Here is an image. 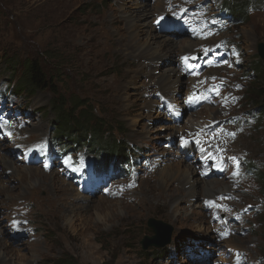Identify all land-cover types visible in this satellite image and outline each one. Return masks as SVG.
<instances>
[{"label":"rangeland","instance_id":"obj_1","mask_svg":"<svg viewBox=\"0 0 264 264\" xmlns=\"http://www.w3.org/2000/svg\"><path fill=\"white\" fill-rule=\"evenodd\" d=\"M57 1L0 0V56L6 53L0 58V119L8 126L0 130V156L7 162L0 160V185L10 187L0 194V264H52L63 255L78 264H264V117L252 100L250 69L264 43V6L251 8L246 21L235 24L220 10L221 0ZM138 4L148 10L138 23L150 22L158 36L150 56L114 38L107 51L94 55L89 30L94 32L96 21L115 13L123 19L113 26L122 31ZM78 37L86 40V51L76 45ZM163 39L172 44L164 46ZM184 41L194 48L183 49ZM13 54V80L21 75V60L34 58L54 76L51 90L57 94L50 87L32 96L5 91ZM169 58L173 80L178 78L174 90L164 85ZM140 65L145 74L129 81ZM70 95L84 103L77 113L88 114L85 103L90 105L111 132L102 138L107 146H92L97 153L81 149L79 158L54 159L56 164L43 158L42 147L32 149L39 138L54 136L51 100ZM41 107L43 115L36 112ZM119 136L126 154H135L130 173L123 166L102 181L84 178L89 171L81 175L79 169ZM177 166H196L189 184L171 175ZM16 167L31 170L21 183L5 172ZM41 173L61 175L54 176L61 184H39ZM205 179L223 182L207 193ZM171 190L176 194L169 200ZM149 218L172 227L162 259L141 253L142 238L154 235L146 227Z\"/></svg>","mask_w":264,"mask_h":264},{"label":"trees","instance_id":"obj_2","mask_svg":"<svg viewBox=\"0 0 264 264\" xmlns=\"http://www.w3.org/2000/svg\"><path fill=\"white\" fill-rule=\"evenodd\" d=\"M263 5L264 0H223V6L230 18L239 23L246 21L247 13L251 7L259 8ZM5 54L0 56V58H4ZM14 55L15 54L10 56V63H8L7 66L8 69L13 71V74L10 71L11 76L8 77L12 92H15L17 95L32 96L36 91L45 89L49 90L50 87L52 95L55 96V94H57V91L51 90L54 76L46 74L43 67L34 58H24L21 60V75L18 79L13 80L12 77L16 71L15 65L17 64ZM46 57L48 56L45 55L44 58ZM256 59L257 60L252 65L253 69L250 68L253 71V87L251 94L253 98L252 100L255 102L256 111L259 116L264 117V61L259 59V57ZM58 97L56 100H51L47 106L48 111L54 115V120L52 122L54 125V134L57 133L58 135L56 136L63 140H67V142L70 143V146L72 144H84L91 152H97V150H95L97 144H102L103 147L107 146L105 144V142H107L106 139L102 138L105 132L110 131V126L104 121V119L96 117L93 114L92 107L86 105V103L84 110H88V114L82 115V111L81 113H77V109L84 106L82 99H80V101L77 96L70 95L66 101H61ZM45 109L46 107L38 108L36 112L39 111L43 113V110ZM91 119H94V123L89 124L88 120L90 121ZM104 124L105 127L103 126ZM118 128L121 127L119 126ZM92 146L95 148H92ZM109 148L110 150H107V152L98 151L99 154L97 155V158L101 159L99 161V167L101 169L107 167V163H109L108 165L111 167L118 168V164L127 160V146L124 138H119V140L112 138L111 146ZM117 161L121 162L118 163ZM263 177V173H260L261 185L264 184ZM166 252L167 250L165 247L155 249L150 248L149 253L148 251H141V253L146 255L150 254L152 257H158L159 259L166 256ZM62 257L53 261L52 264H78L72 256L63 255Z\"/></svg>","mask_w":264,"mask_h":264},{"label":"bare ground","instance_id":"obj_3","mask_svg":"<svg viewBox=\"0 0 264 264\" xmlns=\"http://www.w3.org/2000/svg\"><path fill=\"white\" fill-rule=\"evenodd\" d=\"M63 1H65V2H72L73 0H62V2ZM58 3H60V1L58 0L57 1ZM57 3V4H58ZM60 5V4H59ZM155 6V5H154ZM148 7H151V5L150 6H148ZM62 8V7H61ZM136 8V10L135 11H133L132 10V12H130V15H129V20L128 21H126V23L124 24V25H122L123 27H122V31H121V29L120 28H116V27H114L113 26V24L114 23H117V22H119L120 20H122L123 19V17L121 16V17H118L115 13H113V14H111L112 16L111 17H108V16H103L102 15V17H100L99 18V20H97L96 22L98 23V25L96 24V22H94L96 25H97V28L94 30V32H92L91 30H89V32L91 33V38L93 39V42L95 41V45H94V47H93V49L95 48V51L93 52L94 53V55L96 54V55H98V54H100V53H103L104 51H107V48L110 46V44L108 43V40L110 39V38H114L115 39V41L118 39V41L120 42V41H124V40H126L127 42H128V44H130V45H132L133 47L134 46H138V50H141V51H144V50H146L147 52H148V50H149V48H150V46H153V44H154V41H155V39L158 37L157 36V34L156 35H154L153 34V32H151L152 30H153V27L151 26V24H150V22L149 23H147V21H143L141 24H139L138 23V21L140 20H144L145 19V16L146 15H148L147 13H148V10H147V6L146 5H143V4H138V6L137 7H135ZM151 9V8H150ZM65 10V9H64ZM162 10V9H161ZM154 11V10H153ZM160 12V11H159ZM59 14V13H58ZM129 14V13H128ZM60 16V15H59ZM126 16V15H125ZM61 19V18H60ZM59 19V20H60ZM125 20V19H124ZM94 26V25H93ZM86 30H88V29H86ZM155 30V29H154ZM85 31V30H84ZM128 32V34H127V32ZM145 35V38H144V42H143V38L141 37L142 35ZM89 35V34H88ZM79 36V35H78ZM77 37V36H76ZM160 37V36H159ZM203 38V37H202ZM88 39V38H87ZM95 39V40H94ZM207 39V38H206ZM198 40H200V39H198ZM204 40V39H203ZM163 41H164V43H163V45L164 46H169V45H171L172 44V40L171 39H163ZM160 42V41H159ZM191 42V41H190ZM147 43V46H145V47H143V45L144 44H146ZM189 42H186V41H184L183 42V44L181 43V46L183 47V49H184V47L185 48H189V49H191V48H194V44L193 45H189V44H191V43H189ZM193 43V42H192ZM76 45L78 46V47H82L85 51H86V48H87V45H86V40H84L83 39V37H78V39H77V42H76ZM117 45V44H116ZM197 45V44H196ZM195 45V46H196ZM76 46V47H77ZM129 46V45H128ZM113 47V46H112ZM122 48H124V47H122ZM161 48V47H160ZM115 50V49H114ZM88 51V50H87ZM186 51V50H185ZM189 51H191V50H189ZM84 52V51H83ZM147 52H143V53H147ZM187 52V51H186ZM143 53H141V54H143ZM149 53V52H148ZM147 53V54H148ZM156 53V52H155ZM166 53V52H165ZM143 56V55H142ZM145 56H147V55H145ZM145 56H143V57H145ZM149 56H150V53H149ZM100 57V56H99ZM153 57V56H152ZM170 58H172V57H170ZM168 59V61H167V64H166V71L164 72V74H165V79H166V84H168V85H166V84H164L165 86H167V87H169V85H172V89L174 90L175 89V87H177V86H174V85H176L177 83H178V78L176 79V78H174L175 80H173V77H174V73H173V70H172V67H171V64L173 63V61H172V59ZM93 64V63H92ZM141 66V65H140ZM149 68V67H148ZM145 69H147V68H145ZM145 69H143L142 68V66L141 67H137V69H136V72H134V76H131L130 77V79H129V81H131V80H133V77H135V75L138 73V74H140V73H142V74H145V72L146 71H144ZM144 72V73H143ZM150 72V71H149ZM172 72V73H171ZM175 72V71H174ZM177 72V71H176ZM216 72V71H215ZM152 73V72H151ZM151 73H150V75H151ZM147 74V73H146ZM173 74V75H172ZM128 75V74H127ZM130 75H132V73L130 74ZM172 75V76H171ZM213 75V74H212ZM161 79H163V77L161 78ZM169 79H172V83L169 81ZM126 81V80H125ZM129 81H127V82H124V85H128L130 82ZM165 81V80H164ZM163 82V81H162ZM165 83V82H164ZM122 84V83H121ZM120 83H118V84H116L115 85V87H113L112 88V90H114V92L115 93H118L117 91H118V89H119V87H120V85H121ZM124 88V87H123ZM167 89V88H166ZM172 90V91H173ZM121 94V93H120ZM198 103H200V101L198 102ZM197 115V114H196ZM193 119V118H192ZM190 122V120H187V123L188 124H190L189 123ZM195 122V121H194ZM192 125V124H191ZM195 125V124H194ZM38 127V126H37ZM10 130L9 129H7V131H6V136L5 137H9L10 136ZM40 139V138H39ZM43 139V138H42ZM206 141L208 142L209 140L208 139H206ZM186 144V143H185ZM187 144H188V141H187ZM219 149V148H218ZM202 150V148L201 149H199V150H197L198 151V153H200V154H202L200 151ZM226 150V149H225ZM203 151V150H202ZM223 151H224V149H223ZM206 152V151H205ZM225 152V151H224ZM25 154V153H24ZM213 157H216V156H214L213 155ZM206 158L204 157V159L203 160H205ZM0 160L2 161V162H4L3 164H5V163H7L6 162V160H5V158L3 157V156H0ZM218 161L220 160L219 158L217 159ZM185 161V160H184ZM196 161H198V160H196ZM104 164V163H103ZM109 164V163H108ZM168 166V165H167ZM169 167V166H168ZM177 167H179V166H177ZM191 167V166H190ZM190 167L189 166H187V167H184V169H180V167L179 168H177L176 169V167H175V169L173 170V172H172V174L171 175H176V176H179V178H180V181H181V185L182 184H189L190 182H191V179L189 178V176L190 175H192V174H196L197 172H195V170H197L196 169V166H194V167H192L191 168V170H190ZM171 169H172V167H170ZM195 170H194V169ZM9 169V168H8ZM13 169V168H12ZM29 168H14L13 170H12V172L10 171L9 172V170H6L5 172H6V174H10V173H12V175H14V176H16V178L18 179V182L20 181V183L21 182H23V181H25L26 179H27V175H26V173L27 172H31V170H28ZM165 169V168H164ZM193 169V170H192ZM166 170V169H165ZM205 170V169H204ZM210 170H214L212 167L209 169V171ZM41 171V170H40ZM164 172V171H163ZM216 172V171H215ZM64 173H65V171H64ZM67 174V173H66ZM30 175V174H29ZM41 177L40 178H38V183L39 184H46L48 187L49 186H51L52 184H54V183H60L59 182V180L58 179H56V178H60V177H62L61 175H60V177L58 176H55L54 174H53V176H46V174H43V173H41ZM56 178H55V177ZM68 177V176H67ZM177 179V178H176ZM196 179V178H195ZM177 181V180H176ZM200 181V180H199ZM233 181V180H232ZM222 182H223V180L221 181L220 179L218 180V179H215V180H207V179H205V180H203V182H202V191H204V192H211L213 189H214V186H210L211 184H215L216 185V187H219L221 184H222ZM61 184V183H60ZM64 184V183H63ZM197 184V183H196ZM219 184V185H218ZM233 183H231V185H232ZM59 185V184H58ZM53 186V185H52ZM62 186V185H61ZM60 186V187H61ZM66 187V186H65ZM190 187V186H189ZM70 188V187H69ZM9 189H10V187L9 186H6V185H3V184H1L0 185V194H3V193H7L8 191H9ZM219 189V188H218ZM51 190V189H50ZM60 190H61V188H60ZM177 190H179V188H177ZM217 190V189H216ZM220 191V190H219ZM59 192V191H58ZM171 192L172 193H169L168 195H167V197L169 198V200L172 198V197H174V194H176V193H174L175 191L173 190H171ZM174 193V194H173ZM193 193V192H192ZM192 193H190V196H193V194ZM230 193V192H229ZM180 194V193H179ZM231 194V193H230ZM49 195H50V191H49ZM189 195V194H188ZM184 197V196H183ZM228 197V196H227ZM49 198H50V196H49ZM50 200H51V198H50ZM52 200H54L53 198H52ZM207 204V203H206ZM182 214V213H181ZM184 216V215H183ZM227 217V216H226ZM229 217V216H228ZM232 217V216H231ZM233 218V217H232ZM189 221V220H188ZM229 221V220H228ZM224 222V221H223ZM223 229V228H222ZM221 229V230H222ZM227 229V228H226ZM230 232V231H229ZM239 239H236V241H238ZM240 241V240H239ZM12 250H13V248H11ZM8 250V249H7Z\"/></svg>","mask_w":264,"mask_h":264},{"label":"water","instance_id":"obj_4","mask_svg":"<svg viewBox=\"0 0 264 264\" xmlns=\"http://www.w3.org/2000/svg\"><path fill=\"white\" fill-rule=\"evenodd\" d=\"M257 53L264 61V43L258 44ZM146 227L154 233L152 236H144L140 241L142 250H147L149 247L160 248L168 244L171 240L172 227L162 221L149 218L146 222Z\"/></svg>","mask_w":264,"mask_h":264},{"label":"snow or ice","instance_id":"obj_5","mask_svg":"<svg viewBox=\"0 0 264 264\" xmlns=\"http://www.w3.org/2000/svg\"><path fill=\"white\" fill-rule=\"evenodd\" d=\"M185 59H187V58H185ZM229 135H232L233 137L235 136V133H230ZM233 161H236V157H232L231 158ZM235 174V173H234ZM209 203H211V202H209Z\"/></svg>","mask_w":264,"mask_h":264},{"label":"clouds","instance_id":"obj_6","mask_svg":"<svg viewBox=\"0 0 264 264\" xmlns=\"http://www.w3.org/2000/svg\"><path fill=\"white\" fill-rule=\"evenodd\" d=\"M62 139V138H61ZM63 140V139H62Z\"/></svg>","mask_w":264,"mask_h":264}]
</instances>
